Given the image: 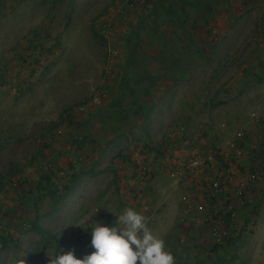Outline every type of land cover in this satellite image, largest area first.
<instances>
[{"label":"rangeland","instance_id":"obj_1","mask_svg":"<svg viewBox=\"0 0 264 264\" xmlns=\"http://www.w3.org/2000/svg\"><path fill=\"white\" fill-rule=\"evenodd\" d=\"M158 1L0 0V264L82 258L129 207L174 264H264V0Z\"/></svg>","mask_w":264,"mask_h":264},{"label":"clouds","instance_id":"obj_2","mask_svg":"<svg viewBox=\"0 0 264 264\" xmlns=\"http://www.w3.org/2000/svg\"><path fill=\"white\" fill-rule=\"evenodd\" d=\"M94 224L90 232L93 251L77 258L73 250H61L48 264H174L163 240L153 235L146 218L133 208H125L110 226Z\"/></svg>","mask_w":264,"mask_h":264},{"label":"trees","instance_id":"obj_3","mask_svg":"<svg viewBox=\"0 0 264 264\" xmlns=\"http://www.w3.org/2000/svg\"><path fill=\"white\" fill-rule=\"evenodd\" d=\"M206 1H210V0H160L157 3V7H153L152 9L149 10L150 13L156 11L155 9L158 8V12L157 14L159 16L163 17H169L172 19V21L176 24L177 27H181L182 25H184L185 23V17H186V11H184V2H186L188 5H190L193 9L197 10V4H201L206 2ZM168 4V6H166ZM204 11H207L208 13H211V4L205 3L204 4ZM148 12V14L150 15V13ZM147 14V15H148ZM186 14V15H185ZM162 22V20H161ZM103 28V26H102ZM191 30H195V29H199L200 25L197 24V22L192 23L191 25ZM133 34V33H132ZM172 75V74H171ZM173 77V75H172ZM177 77V76H176ZM124 159V161H127L128 163V158L126 159V157H122ZM77 174L73 173L70 176V180L68 181L67 184L62 186V190L65 193H68L71 188H72V182L76 179ZM50 181V176L48 175H42L39 177V179L37 181L34 182H29L26 180H23L21 183L18 184V186L20 187V189H26L29 192V195H35L38 197H52L56 192H57V188H52L50 189L49 186L47 187L46 185H44V183H48ZM228 218L230 217V215H227ZM31 229L35 232H37L42 238H46L47 235L44 233V231L39 228L38 226H36L34 223L31 224ZM88 235H84V237H75L74 239H71L70 244L71 247H76L78 245V243L81 242V240L88 238ZM54 239V238H52ZM8 241H10V237L8 236V234H0V242L2 244H6ZM234 242V239H227L226 242L224 243V248H229L231 246V244ZM56 250L58 247H55Z\"/></svg>","mask_w":264,"mask_h":264},{"label":"crops","instance_id":"obj_4","mask_svg":"<svg viewBox=\"0 0 264 264\" xmlns=\"http://www.w3.org/2000/svg\"><path fill=\"white\" fill-rule=\"evenodd\" d=\"M253 140H255V139H253ZM239 152H240V154H241V151H237V149H236V151L234 152V154H239ZM237 160H238V159H237ZM254 161H255V159H254V157L252 156V153H249V162H251V164H252V162H254ZM248 167L251 168L250 165H248ZM254 185H255V184H254ZM258 186H259V185H258ZM262 188H264V187L259 188V189H258V192H259V191H263ZM262 212H264V211H262ZM263 221H264V215L261 217V219L258 220V225H257L258 228H260V224H261ZM261 226H263V228H264V222L261 224Z\"/></svg>","mask_w":264,"mask_h":264},{"label":"built area","instance_id":"obj_5","mask_svg":"<svg viewBox=\"0 0 264 264\" xmlns=\"http://www.w3.org/2000/svg\"><path fill=\"white\" fill-rule=\"evenodd\" d=\"M106 28H107V27H106ZM103 31H104V30H103ZM230 146H232V145H230ZM201 165H202V161H201V160L198 161V160L195 159V160H192V161L190 162V166L193 167V168H199ZM252 178H253V177L251 176L250 179H252ZM213 186L216 187V186H218V185H217V183H213ZM216 190H217V189H215V191H216Z\"/></svg>","mask_w":264,"mask_h":264}]
</instances>
